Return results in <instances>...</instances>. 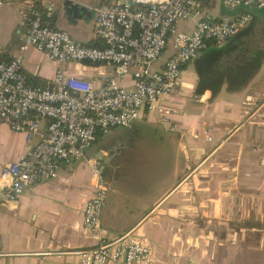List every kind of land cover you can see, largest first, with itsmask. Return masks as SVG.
<instances>
[{
	"label": "crops",
	"instance_id": "0c3cea01",
	"mask_svg": "<svg viewBox=\"0 0 264 264\" xmlns=\"http://www.w3.org/2000/svg\"><path fill=\"white\" fill-rule=\"evenodd\" d=\"M117 1L0 0V50L6 59L21 56L29 84L47 86L57 63L45 50L21 49L15 32L20 11L32 5L50 12L51 26L98 46L92 7ZM200 1L215 19L249 18L182 68L165 99L173 111L170 124L142 110L130 126L100 134L81 157L59 162L53 177L0 204V264H80L72 254L36 252L100 242L98 232L83 225L94 191L92 159L100 161L107 183L104 239L131 232L148 244L157 264H264V7ZM178 27L189 29L192 21ZM171 52L167 46L152 68ZM65 72L99 85L113 67L73 62ZM120 84L130 87L131 77ZM25 152L24 135L0 121V173ZM3 189L0 176V194Z\"/></svg>",
	"mask_w": 264,
	"mask_h": 264
},
{
	"label": "built area",
	"instance_id": "2783aa9c",
	"mask_svg": "<svg viewBox=\"0 0 264 264\" xmlns=\"http://www.w3.org/2000/svg\"><path fill=\"white\" fill-rule=\"evenodd\" d=\"M229 8L264 7V0H222ZM95 28L101 45L75 40L67 31L50 25V12L29 5L22 9L16 33L21 49L32 45L45 50L57 63L51 84L31 85L20 55L6 59L0 50V121L24 135L26 152L6 163L0 176L4 186L0 204L12 201L21 190L56 174L57 164L81 157L97 134L116 126H130L142 110L154 111L170 124L172 109L165 99L175 87L182 68L211 43L234 36L249 15L213 18L200 0H122L95 5ZM192 27L179 28L181 21ZM169 46L162 65L152 68ZM73 62L113 67V73L95 85L65 72ZM131 77V86L120 84ZM170 128H173L170 125ZM93 195L83 209V225L95 229L100 242L88 248L47 250L43 256L72 254L80 264H157L143 240L125 232L104 239L101 211L107 191L98 159L90 162Z\"/></svg>",
	"mask_w": 264,
	"mask_h": 264
},
{
	"label": "trees",
	"instance_id": "16d2710c",
	"mask_svg": "<svg viewBox=\"0 0 264 264\" xmlns=\"http://www.w3.org/2000/svg\"><path fill=\"white\" fill-rule=\"evenodd\" d=\"M51 25V24H50ZM100 136V134H97L96 136H95V138H94V140L92 141V143L97 139V137H99Z\"/></svg>",
	"mask_w": 264,
	"mask_h": 264
}]
</instances>
